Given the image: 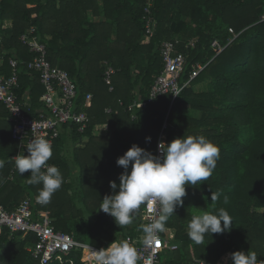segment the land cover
Segmentation results:
<instances>
[{
    "label": "trees",
    "instance_id": "1",
    "mask_svg": "<svg viewBox=\"0 0 264 264\" xmlns=\"http://www.w3.org/2000/svg\"><path fill=\"white\" fill-rule=\"evenodd\" d=\"M147 2L0 0V58L6 76L11 75V59L20 62L17 94L23 102L29 91L31 99L24 113L36 118L45 93L39 73L26 65L35 56L20 40L34 28L48 48V61L66 71L76 85L77 111L88 115L85 134L79 135L75 126L64 131L73 140L72 160L63 154L64 136L51 142L53 156L47 163L59 169L64 183L46 205L36 199L42 183L29 185L30 172L20 176L15 168L19 145L12 130L9 135H1L0 130V160L5 161L0 169V205L13 211L30 198L36 218L46 212L57 231L99 249L135 236L132 225L140 220L144 204L133 223L123 227L100 207L104 196L112 194L109 182L120 183L124 170L117 159L134 144L156 155L167 123V143L203 135L219 147L220 156L206 181L186 186L183 205L166 222V229L175 231L173 248L160 256L158 264H195L196 260L232 264L230 254L236 251L255 252L258 260H264V0H153L156 28L149 40L144 21ZM176 38L181 41L176 53L187 58L180 84L189 82L194 64L206 68L176 99L161 97L137 110L132 119L128 106L148 99L164 69L161 47ZM216 40L223 51L212 47ZM190 43L195 44L188 47ZM105 63L117 70L113 93L103 81ZM89 94L92 105L86 109ZM110 107L114 112L107 114ZM97 125L109 127L106 138L92 135ZM86 136L90 140L84 144ZM217 192L219 198L211 201V194ZM221 208L231 217L230 230L207 233L201 244L193 242L188 236L192 216L216 214ZM35 241L34 236L22 238V234L11 238L7 229H1L0 264H40L26 249ZM50 264L85 263L75 251Z\"/></svg>",
    "mask_w": 264,
    "mask_h": 264
},
{
    "label": "built area",
    "instance_id": "2",
    "mask_svg": "<svg viewBox=\"0 0 264 264\" xmlns=\"http://www.w3.org/2000/svg\"><path fill=\"white\" fill-rule=\"evenodd\" d=\"M153 0H148L145 8V31L147 40L155 34V20L152 16L151 8ZM231 33L233 31L231 30ZM29 52L35 57L33 61L26 64L27 68L35 71L40 75L41 84L45 88V93L41 97L42 110L38 111L36 118H31L24 113L25 103L21 102L17 94L20 87V62L17 60L10 61L11 75L6 76L4 68V60L0 58V103H2L9 115V121L12 124V139L19 145V154H28L26 145L33 138L44 137L50 142L58 140L65 129L77 127L79 135L85 134L88 128V115L86 112H78L76 109V101L78 98V89L72 82L69 74L51 65L48 61V48L42 43L34 28L20 38ZM181 41L176 38L174 41H167L161 47V56L163 58L164 69L157 77L152 88L150 89L148 99L145 101H135L128 106L127 111L132 114V118L136 119V111L146 109L149 105L166 95H172L174 99L175 90L181 89V92L189 86L190 82L197 78L206 68L201 63L192 66L190 80L183 85L180 79L186 68L187 58L182 53H176V48ZM190 43L188 47L194 46ZM213 48L223 51L220 43L216 40L212 43ZM103 81L109 87V92L113 93V77L117 74V70L105 63ZM92 95L86 96L85 108L88 109L92 105ZM123 107V103H120ZM107 114L114 111L108 109ZM66 127V128H65ZM168 125L165 124L159 142L163 141L167 144V135L165 131ZM18 154V155H19ZM160 155L157 145V154ZM32 200L27 198L15 210L9 211L0 205V230L7 229L10 237L22 234V238L34 236L36 241L27 247L33 260L40 264H50L54 260L60 259L62 256H68L72 252H81L85 264H96L91 249L99 250L79 243L72 235L57 231L54 225V219L47 213H40L36 218L33 213ZM159 205H144L140 216V226L136 229L135 236H127L128 240L138 250L140 255L139 264H158L160 256L167 250L173 248L175 239L171 230L166 229L165 232L158 233L159 245L146 247L143 244L144 233L142 228L144 225L152 222L153 217H158ZM195 264H211L206 261L196 260Z\"/></svg>",
    "mask_w": 264,
    "mask_h": 264
},
{
    "label": "clouds",
    "instance_id": "3",
    "mask_svg": "<svg viewBox=\"0 0 264 264\" xmlns=\"http://www.w3.org/2000/svg\"><path fill=\"white\" fill-rule=\"evenodd\" d=\"M181 89L175 90L180 96ZM150 140V138H147ZM28 155L21 152L14 158L19 175L30 172L26 179L29 185L41 184L37 202L46 205L57 192L64 178L55 165L47 162L53 156L52 145L44 137L33 138L26 145ZM160 155L137 146L132 147L117 159L123 168L119 185L110 181L111 195H105L100 210L114 218L118 226L131 225L141 205H159L158 217L143 226V244L146 247L159 245L158 233L166 231V222L174 215L175 209L183 205L186 186H196L206 181L213 173L220 156L219 147L205 136L176 138L170 143H158ZM5 161L0 160V169ZM130 169V171H129ZM3 178H0V183ZM118 189V190H117ZM220 193H212L211 201H216ZM227 202V198H225ZM232 220L229 213L221 208L218 213L194 214L188 225V236L196 244L203 243L207 233L223 234L230 230ZM96 264H138L140 255L128 240H115L106 249H91ZM232 264H264L255 252L236 251L230 254ZM146 264H151L147 261Z\"/></svg>",
    "mask_w": 264,
    "mask_h": 264
},
{
    "label": "crops",
    "instance_id": "4",
    "mask_svg": "<svg viewBox=\"0 0 264 264\" xmlns=\"http://www.w3.org/2000/svg\"><path fill=\"white\" fill-rule=\"evenodd\" d=\"M9 26V25H8ZM7 26V27H8ZM11 60H16V59H11ZM3 70H4V68H3ZM21 73V72H20ZM40 101H41V99H40ZM23 102L25 103V105H26V107H30V102H31V99H30V92L28 91V92H26L25 93V95H24V97H23ZM108 109H112L113 110V108H107L106 109V111L108 110ZM39 110H37V112H38ZM118 112V111H117ZM107 113V112H106ZM193 114V116H195V118H199L200 116H201V114L200 113H192ZM133 119V118H132ZM165 124H167V123H165ZM168 125V124H167ZM165 126V125H164ZM4 130V132H3V130ZM108 129H109V127L107 126V125H97L95 128H94V130H93V136L94 137H99V138H106L107 136H108ZM163 129H164V127H163ZM168 129V128H167ZM0 130H1V135L2 134H4L5 133V135H9V133H10V131L12 130V124H11V122L9 121V115H8V113H7V111H6V109H5V107H4V105L2 104V103H0ZM67 130V129H66ZM65 131V130H64ZM162 132H163V130H162ZM162 132H161V134H162ZM165 133H166V135L168 136V132H167V130L165 131ZM160 134V135H161ZM64 136V137H63ZM63 137V139H64V147H63V154H64V156H65V158L68 160V161H70V160H72V153H73V140H72V138H70V136L68 135V133L67 132H63L62 133V135H61V138ZM0 139H2V136H0ZM66 140H69V142L71 141V144L70 145H66L67 143H66ZM90 140V138L88 137V136H86V137H84L83 138V140H82V142L84 143V144H86V143H88V141ZM71 146V151H68V148ZM19 154V153H18ZM17 154V155H18ZM16 155V156H17ZM15 156V157H16ZM14 157V158H15ZM145 205V204H144ZM143 205V206H144ZM142 210H143V208H142ZM101 212V211H100ZM142 212V211H141ZM40 213H43V212H40ZM39 213V214H40ZM46 213V212H45ZM98 214H99V212H98ZM39 216V215H38ZM89 219H91V220H94L95 218L94 217H92V216H87ZM140 224V221H138V223L137 224H133L132 225V227L134 226V230H135V234H136V229L137 228H139V225ZM167 229H169V230H171L172 231V233L174 234V236H175V231L173 230V229H170V228H167ZM69 235H71V234H69ZM73 236V235H72ZM74 237V236H73ZM75 238V237H74ZM120 240L122 239V237L121 238H119ZM76 240V239H75ZM77 241V240H76ZM117 241H119V240H117ZM175 241V240H174ZM174 241H173V244H174ZM79 242V241H78ZM79 243H82V244H85V245H89V246H91V247H94V246H92V245H90L89 243H84V242H79ZM94 248H97V247H94ZM27 249V248H26ZM97 249H99V248H97ZM100 250V249H99ZM28 251V250H27ZM81 253V252H80ZM82 254V253H81ZM83 258V257H82ZM84 260V259H83ZM84 263H85V261H84ZM139 264V263H138Z\"/></svg>",
    "mask_w": 264,
    "mask_h": 264
},
{
    "label": "rangeland",
    "instance_id": "5",
    "mask_svg": "<svg viewBox=\"0 0 264 264\" xmlns=\"http://www.w3.org/2000/svg\"><path fill=\"white\" fill-rule=\"evenodd\" d=\"M66 145H70L71 144V141L69 142V140H66ZM68 151H71V146L68 148Z\"/></svg>",
    "mask_w": 264,
    "mask_h": 264
}]
</instances>
